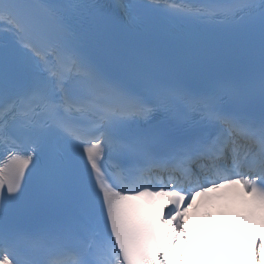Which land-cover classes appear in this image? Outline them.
I'll use <instances>...</instances> for the list:
<instances>
[{"label": "snow or ice", "instance_id": "snow-or-ice-1", "mask_svg": "<svg viewBox=\"0 0 264 264\" xmlns=\"http://www.w3.org/2000/svg\"><path fill=\"white\" fill-rule=\"evenodd\" d=\"M0 154V264H264V0H0Z\"/></svg>", "mask_w": 264, "mask_h": 264}]
</instances>
